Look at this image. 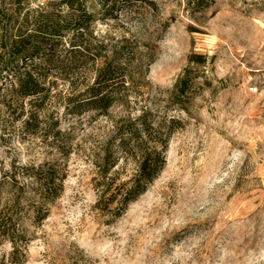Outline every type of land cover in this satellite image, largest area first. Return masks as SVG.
I'll list each match as a JSON object with an SVG mask.
<instances>
[{"label": "rangeland", "instance_id": "rangeland-1", "mask_svg": "<svg viewBox=\"0 0 264 264\" xmlns=\"http://www.w3.org/2000/svg\"><path fill=\"white\" fill-rule=\"evenodd\" d=\"M46 1L58 2L31 3ZM81 1L97 63L115 48L134 81L106 113L76 108L71 34L0 78V211L16 222L0 264H264V0L137 1L105 16ZM28 72L37 95L14 90ZM84 73L80 91L96 76ZM150 150L164 162L145 191L98 205Z\"/></svg>", "mask_w": 264, "mask_h": 264}, {"label": "trees", "instance_id": "trees-1", "mask_svg": "<svg viewBox=\"0 0 264 264\" xmlns=\"http://www.w3.org/2000/svg\"><path fill=\"white\" fill-rule=\"evenodd\" d=\"M31 1L0 0V78H3L4 73L10 70V66L14 62L28 61L39 55L40 49L49 43H53L55 38L61 41L71 34L72 38L67 41L69 42L67 50L72 54L68 68L69 73L74 74L71 83L76 92L69 98L70 102L74 103L76 108L85 106L93 111L106 113L113 101L127 96V92L131 88L130 84L134 81V76L127 70L131 63L129 59L125 62L126 66L118 63V51L115 48L111 54L105 55L101 64L97 63L98 57L102 54L100 47H103V44L101 43L94 49L91 41L85 37L87 32L91 34L89 31L90 21L94 19L95 15L88 12L81 0H58L54 4L46 1L37 6H33ZM137 1L147 2L148 0H101L105 10L103 16L113 15L117 8L131 5ZM148 3L153 4L151 1ZM54 5L56 7L64 5L68 8V12L65 15H57L59 18L55 17L53 12L47 11L49 7ZM33 12L38 13V17H34L32 21L30 15ZM29 26H33V28L31 29ZM191 58L200 62L201 55L193 54ZM91 61L92 63H90ZM89 64H92L96 76L92 85H88L86 89L80 91L78 90L79 86L87 81V76H84L87 73H84V69L89 67ZM128 78L130 79L129 82L127 81ZM39 87L37 78L28 72L18 78V86L14 90L22 95L33 96L37 95ZM119 88L125 89L126 93L121 95ZM163 162L164 160L160 155H153L152 150L145 151L139 158L138 169L132 185L127 186L126 182L122 183L121 186L115 188L116 192L107 196L111 188V183H109L107 189L105 188L101 192L98 205L104 200L105 206L115 200L125 205L135 199L145 191L146 183L154 178ZM12 165V170H8L6 174L11 179L18 181L16 170L19 166ZM105 172L106 169L102 172L104 178L107 177ZM15 230L16 222L13 221L6 209L1 210L0 237L14 240Z\"/></svg>", "mask_w": 264, "mask_h": 264}]
</instances>
